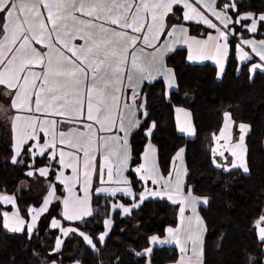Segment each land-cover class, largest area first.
Segmentation results:
<instances>
[{
    "label": "snow or ice",
    "instance_id": "snow-or-ice-1",
    "mask_svg": "<svg viewBox=\"0 0 264 264\" xmlns=\"http://www.w3.org/2000/svg\"><path fill=\"white\" fill-rule=\"evenodd\" d=\"M246 8L245 0H0V89L12 97L13 109L28 114L10 118L11 163L46 183L42 204L23 213L19 190L0 194V201L15 209L0 212V227L29 242L41 238V226L46 233L56 230L52 259H42L35 249L33 255L40 264H64L66 239L79 240L100 255L121 212L128 217L147 201H168L179 206L178 226L168 227L166 238L152 235L150 245L178 246L177 264H204L207 225L199 207L208 199L185 183V150L166 171L158 149L148 143L138 153L134 141L139 135L152 137L156 128L145 89L160 80L167 92L179 90L175 71L168 67L179 46H186L189 61H213L220 76L232 61L250 80L264 75V12ZM185 22L204 26L203 33L197 28L200 38ZM176 112L178 120L180 114L185 118L179 131L195 136L190 113ZM233 127L239 132L235 142L229 132ZM249 131V125H237L230 112L224 113L222 130L213 139L217 145L228 143L213 152L224 158H214L216 168L250 174ZM101 199L105 203L94 207ZM101 212L103 227H92ZM250 231L264 251V210ZM131 251L150 258L153 248ZM72 264L84 262L73 258ZM245 264H256V257L249 255Z\"/></svg>",
    "mask_w": 264,
    "mask_h": 264
},
{
    "label": "trees",
    "instance_id": "trees-1",
    "mask_svg": "<svg viewBox=\"0 0 264 264\" xmlns=\"http://www.w3.org/2000/svg\"><path fill=\"white\" fill-rule=\"evenodd\" d=\"M246 10L264 12V0H245ZM192 35L204 30L193 23L185 22ZM168 67L174 69L179 90L166 92L164 81L157 80L154 86L145 89L148 97L150 121L156 123L150 138L158 149L159 163L164 170L171 167L174 155L185 148L187 166L186 185L195 194L208 197L207 206L200 207V214L207 225L204 236V264H245L247 257H256V264H264L256 237L250 231L251 222L264 210V75L257 73L251 80L246 70L237 72V62L226 66L223 76H217L215 65L210 62L191 64L187 61V51L177 49L168 60ZM188 109L192 115L196 135L187 137L179 133L175 123V108ZM230 112L238 125L250 126L245 137L248 148L250 174L239 170L231 173L214 166L213 156L216 135L224 124V113ZM233 137L238 129L233 127ZM149 138L143 135L134 141L136 152L145 150ZM9 134L0 130V194L19 195L18 204L22 212L29 206H39L42 195L33 187L31 178L25 175L27 168L13 165L12 147ZM225 157H228L225 155ZM224 159V158H222ZM27 185H24V183ZM99 200L94 207H101ZM5 209L0 201V212ZM91 219V218H89ZM178 206L168 201L150 200L131 216L115 217V225L106 250L95 255L87 250L79 240H65L64 264H71L78 258L84 264H114L120 259L123 264H145L146 257L136 256L131 250L141 252L149 247L152 235L162 236L168 226H176ZM92 227H103V212L93 221ZM45 232L41 226L40 239L29 242L23 234L11 233L0 227V264H40L33 255L39 252L44 260L54 244L53 232ZM47 245L45 250L39 245ZM179 258V252L171 246L157 247L151 255L152 264H170Z\"/></svg>",
    "mask_w": 264,
    "mask_h": 264
},
{
    "label": "crops",
    "instance_id": "crops-1",
    "mask_svg": "<svg viewBox=\"0 0 264 264\" xmlns=\"http://www.w3.org/2000/svg\"><path fill=\"white\" fill-rule=\"evenodd\" d=\"M187 23H193L194 24V22H187ZM185 26H187L186 24H185ZM201 28H203V30H204V26H200ZM191 34V33H190ZM214 34V33H213ZM192 35V34H191ZM198 38H200V36L199 35H196ZM179 48H184V49H186V51H187V57H188V55H189V52H188V49L186 48V46H183V45H181V46H179L177 49H179ZM187 61L189 62V63H191V64H202V63H206V62H210V63H212L213 65H215V67H216V69H217V76L218 77H221L220 76V74H219V70H218V66L213 62V61H211V60H205V61H203V62H200V61H189L188 59H187ZM164 83H165V87H167L166 86V82L164 81ZM173 91V90H172ZM167 92V91H166ZM167 94H169V92H167ZM11 103H12V100H11ZM177 108H183V107H176L175 108V123H176V126H177V129H178V131H179V126H180V123L181 122H183L184 121V116H183V114H180V120H178L177 119V112H176V109ZM185 111H187L188 113H190V116L188 117V120H189V122L191 123V124H193V121H192V115H191V112L188 110V109H186V108H183ZM18 114H20V115H25L23 112H19ZM11 117V116H10ZM9 117V118H10ZM222 130V129H221ZM232 130H233V128L232 129H230V134L232 135V137H233V134H232ZM11 133H12V139H11V142H12V140H13V131L11 130ZM179 133H181L180 131H179ZM239 133V132H238ZM181 134H184V135H186L187 133H181ZM219 135V134H218ZM217 135V136H218ZM239 135V134H238ZM190 137H192V136H190ZM151 138V137H150ZM150 138H149V140H148V142H147V144L148 143H151L156 149H157V147L155 146V144H153L152 143V141L150 140ZM233 142H235V138L233 137ZM228 142L227 141H220V144H223V145H225V144H227ZM146 144V145H147ZM146 145H145V150H146ZM181 149H184L185 150V148H181ZM215 149H216V142H215ZM144 150V151H145ZM180 150V149H179ZM179 152V151H178ZM177 152V153H178ZM176 153V154H177ZM176 154L174 155V157L176 156ZM225 155H227L228 156V158H230V153H228V152H225ZM174 157H173V159H174ZM222 158L223 157H220V160H222ZM175 167H176V169L177 170H181V163L179 162V161H177L176 162V165H175ZM183 169L184 170H186L187 171V166H186V161H185V151H184V156H183ZM186 178H187V176L185 177V183H186ZM41 180V182L45 185V188H46V183H45V181L43 180V179H40ZM201 197V196H200ZM207 199H208V202H209V198L208 197H206ZM203 206H207V205H201L200 207H203ZM200 207H199V209H200ZM178 208H179V206H178ZM122 216H123V213L121 212L120 213ZM199 214H200V211H199ZM200 216H201V214H200ZM124 217V216H123ZM202 217V216H201ZM176 226H178V221H177V225ZM176 226H174V227H176ZM168 227H173V226H168ZM167 227V228H168ZM167 228L165 229V233H164V235H162V236H159V235H157V236H159L160 238H166V230H167ZM204 236H205V234L203 235V247H204ZM150 239V238H149ZM165 246H171V247H174V248H176L177 249V251L179 252V247L178 246H176V245H163V246H161V245H159V244H157V245H150V243H149V247H152L153 248V250L155 249V248H157V247H165ZM145 250V249H144ZM143 250V251H144ZM143 251H141V252H143ZM191 253L189 252V255H190ZM180 256H181V253L179 252V258H178V260L180 259ZM146 257V256H145ZM146 263L145 264H148V262H149V259H150V264H152V262H151V257L149 258V257H146ZM178 260L176 261V262H174V263H170V264H177V262H178ZM72 264V263H71Z\"/></svg>",
    "mask_w": 264,
    "mask_h": 264
},
{
    "label": "rangeland",
    "instance_id": "rangeland-1",
    "mask_svg": "<svg viewBox=\"0 0 264 264\" xmlns=\"http://www.w3.org/2000/svg\"><path fill=\"white\" fill-rule=\"evenodd\" d=\"M11 100H12V97L5 95L3 93V89H0V130H2V132L6 133V135L9 134L10 139H12L11 130L13 131V122L10 118L14 117L15 115H17L19 113L11 107V105H12ZM5 110H6V112H5ZM24 114L28 115L27 113H24ZM186 136L190 137L188 134H186ZM222 145L223 144H220V145L216 144V148L220 147ZM216 156H218V155H216ZM69 174H70V172H69ZM31 181H32L31 185H33V187L37 189L36 192L40 193L44 197L46 195V188H45V185L41 182V180L37 181V180H34L31 178ZM27 183L28 182L24 183L23 186L27 185ZM1 194L13 195V194H8V193H1ZM1 203L5 207V209L3 211H6V210L14 211L15 210L12 205H5L2 201H1ZM31 207H33V206H29L27 208H31ZM21 212H22V210H21Z\"/></svg>",
    "mask_w": 264,
    "mask_h": 264
}]
</instances>
